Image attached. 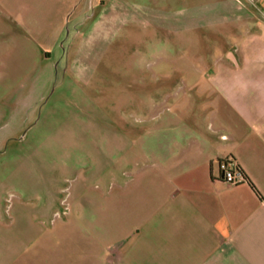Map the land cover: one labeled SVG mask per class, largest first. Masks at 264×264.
I'll return each instance as SVG.
<instances>
[{"label": "crops", "instance_id": "0c3cea01", "mask_svg": "<svg viewBox=\"0 0 264 264\" xmlns=\"http://www.w3.org/2000/svg\"><path fill=\"white\" fill-rule=\"evenodd\" d=\"M86 1L0 0V54L22 59L7 74L20 69L29 80L37 70L39 80L17 102L0 61V144L37 118L55 75L47 45L56 47L66 14L84 12ZM90 3L93 11L104 5ZM236 23L219 32L229 46L208 66L172 69L180 79L142 95L145 126L126 133L124 160L99 180L109 191L107 228L91 186L99 168L88 182L37 180L31 166L22 176L0 160L3 264H264V21ZM21 153L14 146L7 155ZM228 157L254 189L220 179L218 161ZM8 189L16 191L10 204Z\"/></svg>", "mask_w": 264, "mask_h": 264}, {"label": "rangeland", "instance_id": "374dc122", "mask_svg": "<svg viewBox=\"0 0 264 264\" xmlns=\"http://www.w3.org/2000/svg\"><path fill=\"white\" fill-rule=\"evenodd\" d=\"M87 1L90 8L84 12L66 14L56 47L47 45L55 71L49 93L38 106L37 118L15 139L1 141L0 155L5 156L0 160L6 171L20 168L22 176H28L31 166L37 180L52 175L65 182H88L99 168L96 189L91 186L102 197L101 222L107 228L109 191L99 180L110 164L124 160L126 133L145 126L138 113L142 95L180 79L169 75L172 69L208 66V57L229 46L219 32L234 29L228 26L237 21H264V8L261 0H103L101 9L93 11ZM41 14L34 16L40 19ZM47 14L49 20L56 16ZM13 57L3 53L0 61L7 86L18 85L13 94L18 102L39 80L33 79L37 70L27 80L15 69L11 81V61L17 67L22 63L16 54ZM6 95L9 98V92ZM14 146L21 148V155H7ZM8 190L10 204L16 191ZM61 206H69L68 200Z\"/></svg>", "mask_w": 264, "mask_h": 264}, {"label": "built area", "instance_id": "2783aa9c", "mask_svg": "<svg viewBox=\"0 0 264 264\" xmlns=\"http://www.w3.org/2000/svg\"><path fill=\"white\" fill-rule=\"evenodd\" d=\"M220 179L225 183L235 186L246 182V176L234 158H222L218 161Z\"/></svg>", "mask_w": 264, "mask_h": 264}, {"label": "trees", "instance_id": "16d2710c", "mask_svg": "<svg viewBox=\"0 0 264 264\" xmlns=\"http://www.w3.org/2000/svg\"><path fill=\"white\" fill-rule=\"evenodd\" d=\"M246 181H248V183L251 185V187L254 189V186L252 185V183L247 179L246 177Z\"/></svg>", "mask_w": 264, "mask_h": 264}]
</instances>
